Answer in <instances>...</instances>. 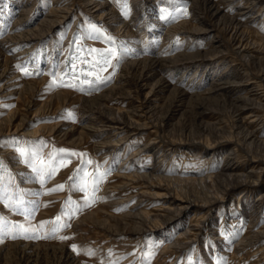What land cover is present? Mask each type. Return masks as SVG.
I'll use <instances>...</instances> for the list:
<instances>
[{"label":"rangeland","instance_id":"374dc122","mask_svg":"<svg viewBox=\"0 0 264 264\" xmlns=\"http://www.w3.org/2000/svg\"><path fill=\"white\" fill-rule=\"evenodd\" d=\"M0 192V264H264V0H0Z\"/></svg>","mask_w":264,"mask_h":264},{"label":"bare ground","instance_id":"6f19581e","mask_svg":"<svg viewBox=\"0 0 264 264\" xmlns=\"http://www.w3.org/2000/svg\"><path fill=\"white\" fill-rule=\"evenodd\" d=\"M54 2H56V0H52V3H54ZM207 4V3H206ZM214 10V9H213ZM215 12H218V9H216L215 10ZM54 25V23L52 24V26ZM176 29V28H175ZM176 31V30H175ZM197 31V30H196ZM40 33H42V31H40ZM28 39V38H27ZM246 48V47H245ZM262 49V48H261ZM245 50V49H244ZM179 60V59H178ZM177 60V61H178ZM186 60H189V57H183L180 61L182 62V63H185L186 62ZM175 62V61H174ZM180 63V62H179ZM188 63V62H187ZM154 68H157V66H150V68L149 69H154ZM158 69V68H157ZM145 77V76H144ZM226 84H228V83H225V85ZM228 85H230V84H228ZM162 86V85H161ZM218 86V85H217ZM218 89H219V87H217ZM216 88V90H214V89H212V90H210V91H212V92H215V91H217L218 89ZM177 92V91H176ZM179 93V92H178ZM180 96V97H179ZM178 97L179 98H181V95H179ZM109 99H111V98H104V100H109ZM148 102H149V100H148ZM145 109V107L143 106V103H140L139 105H138V107H136V110H135V112L137 113H143V110ZM90 112H92V113H99L98 111H97V109H96V107H92V108H90ZM135 112L132 114L133 116H137V117H140V116H138V115H136L135 114ZM104 113V112H103ZM101 115V114H100ZM102 116V115H101ZM121 116V115H120ZM130 120H128V122H129ZM133 123H135L136 124V122L135 121H132ZM107 124H109L107 127H110L111 129H114V130H124V129H122L121 127H119L118 125H112V124H119V125H124L125 127H128L127 125H126V122H125V120L124 121H122L121 119H117V118H109L108 120H107V122H106ZM131 124V123H130ZM222 176L224 177L225 175H221V176H217V181L216 182H219V184H221L220 182L222 181H225V180H228L231 176H225V178L226 179H222ZM159 179V178H158ZM233 180V179H232ZM168 187H169V184L168 183H162V182H158L157 184H149V188H151V189H155V190H157L156 192H157V194H155L154 196L156 197V198H163V199H166V201L168 202V203H175V202H178V204L176 205L177 206V209L179 210V211H185L186 209H188L189 207H190V205H193L194 203L192 202V201H190L189 199H186V198H178V197H174V196H172L167 190H168ZM163 192V193H162ZM198 206V205H197ZM202 206H198V208H201ZM168 208V207H167ZM165 212H166V210H165ZM177 215H179V213H177V214H175V216H177ZM144 216V215H143ZM141 219V218H140ZM167 221H171V220H169L168 218H167ZM157 223V222H156ZM146 224V223H145ZM157 224H152V225H150V226H145V225H143V226H141L142 228H137L138 230H136L135 231V234L137 235V236H141V235H143V234H145V233H148V232H152L151 230L152 229H155V228H158L157 226H156ZM140 226V225H139ZM137 227V226H136ZM133 230V229H132ZM133 232H134V230H133ZM136 235H134V236H136Z\"/></svg>","mask_w":264,"mask_h":264},{"label":"snow or ice","instance_id":"6c2138e0","mask_svg":"<svg viewBox=\"0 0 264 264\" xmlns=\"http://www.w3.org/2000/svg\"><path fill=\"white\" fill-rule=\"evenodd\" d=\"M124 14L127 15V12L125 11ZM93 27L95 28V26H93ZM90 51L95 52L96 50L92 49ZM113 55H114V53L112 52V50H109L107 57L104 58V63L110 64V60L108 59V57H111ZM97 63H99V61H97ZM21 71L25 75L29 74L26 69H21ZM70 155H75V153H70ZM47 174L52 175L53 172L49 171ZM62 189H63V185H58L55 189H52L50 191L55 192V191H61ZM5 195H6L5 193L0 192V202L5 203V207L16 210L17 205L6 202L5 201ZM22 214H24V213H22ZM24 216H25L26 223H20V224L13 223L11 225H9V222L6 221L3 217H0V242H3L4 235L7 234L9 228H11V230L13 232V235H12L13 239L16 238V233H18V232L19 233H28L30 231H34V228L30 223L31 213L24 214ZM57 220H59V217H57ZM45 223H51V222H41L39 227L43 228L45 226ZM59 227H63V225H60ZM54 230H56V229H54ZM24 238H33L34 239L37 237L36 236H32V237L25 236ZM61 239H65V237H61ZM73 250L74 251L76 250L75 246H73Z\"/></svg>","mask_w":264,"mask_h":264}]
</instances>
